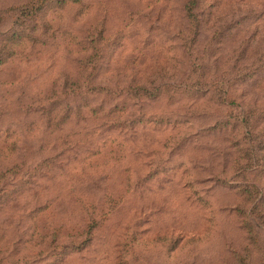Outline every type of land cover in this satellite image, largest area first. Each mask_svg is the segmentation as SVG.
Returning a JSON list of instances; mask_svg holds the SVG:
<instances>
[{"label":"rangeland","instance_id":"obj_1","mask_svg":"<svg viewBox=\"0 0 264 264\" xmlns=\"http://www.w3.org/2000/svg\"><path fill=\"white\" fill-rule=\"evenodd\" d=\"M0 264H264V0H0Z\"/></svg>","mask_w":264,"mask_h":264}]
</instances>
